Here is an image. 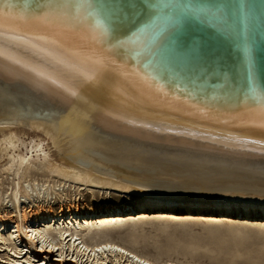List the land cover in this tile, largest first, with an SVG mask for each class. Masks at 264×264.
<instances>
[{"label": "bare ground", "instance_id": "bare-ground-1", "mask_svg": "<svg viewBox=\"0 0 264 264\" xmlns=\"http://www.w3.org/2000/svg\"><path fill=\"white\" fill-rule=\"evenodd\" d=\"M0 11V46L13 57H0V264H160L117 241L89 242L153 208L172 219L178 208H190L187 217L197 207L216 210L197 217L218 221L230 219L236 204L235 220L247 212L246 222L264 225V131L256 126L263 102L221 109L196 102L114 48V58L136 74L119 85L124 94L106 81L72 95L29 68L58 54L38 39L57 27L69 43L80 29L104 45L105 27L89 1L42 0L34 8L28 0H0ZM130 42L123 43H139ZM3 178L11 180L6 189ZM75 188L113 191L128 203L81 210L69 204ZM56 203L68 204L54 210Z\"/></svg>", "mask_w": 264, "mask_h": 264}, {"label": "water", "instance_id": "water-1", "mask_svg": "<svg viewBox=\"0 0 264 264\" xmlns=\"http://www.w3.org/2000/svg\"><path fill=\"white\" fill-rule=\"evenodd\" d=\"M88 1L106 39L115 21L122 43L139 42L114 52L172 92L218 109L264 103V0Z\"/></svg>", "mask_w": 264, "mask_h": 264}, {"label": "rangeland", "instance_id": "rangeland-1", "mask_svg": "<svg viewBox=\"0 0 264 264\" xmlns=\"http://www.w3.org/2000/svg\"><path fill=\"white\" fill-rule=\"evenodd\" d=\"M2 163L3 161H0V165ZM2 182L3 186H11L10 179L3 178ZM161 182L166 185L169 180ZM176 182L171 180L167 186L171 184L170 188H175L183 185L180 181ZM6 188L4 186V189ZM71 191L76 200H71L69 204H78L81 210L86 208L90 211L92 207L104 208L112 204L128 203L123 194L113 191L110 194L97 189L87 191L75 188ZM35 204H38L37 201L31 200L30 208L35 209ZM67 204L56 203L53 209L58 210L60 206ZM235 207L233 206L230 219L218 221L205 217L199 219L198 214L218 213L216 210L209 212L205 208H194L195 215L191 217L186 215L190 213V208H178L175 219L153 215L156 209H148V215L135 217L123 225L111 227L89 242L106 239L117 241L160 264H264V225L254 221L246 222L244 217L247 212H244L242 219L239 217L235 220L238 210L236 204ZM260 216L264 218V213ZM258 217L257 214L254 216L257 219Z\"/></svg>", "mask_w": 264, "mask_h": 264}, {"label": "snow or ice", "instance_id": "snow-or-ice-1", "mask_svg": "<svg viewBox=\"0 0 264 264\" xmlns=\"http://www.w3.org/2000/svg\"><path fill=\"white\" fill-rule=\"evenodd\" d=\"M63 12L67 15L68 9H63ZM140 14L141 10L137 12L138 16ZM5 26L4 13L0 11V37L4 34ZM108 32L111 34L110 38L103 46L100 45V37L95 32L80 29L73 31L74 41L69 43L65 37V30L57 27L50 36H40L38 39L44 41L45 45L50 46L58 54L46 53L44 58L47 63L43 66L40 64L31 66L29 70L42 80L69 91L72 95H76V88L99 85L108 81L115 82L113 93L122 96L124 89L119 85L136 74L129 73L127 66H121L122 61H117L109 50L124 49L121 36L118 34V24L115 21L111 23ZM77 40L79 42H75ZM0 57L13 59L5 53L2 46H0ZM13 62L20 63L19 60ZM246 71L250 91L255 71L251 66H248ZM137 80L145 87L155 86L144 76H137ZM256 126L264 131V105L259 108V120ZM259 143L264 144V141Z\"/></svg>", "mask_w": 264, "mask_h": 264}]
</instances>
